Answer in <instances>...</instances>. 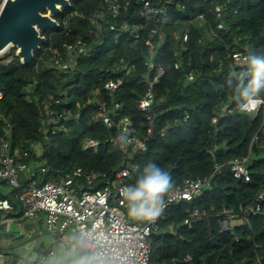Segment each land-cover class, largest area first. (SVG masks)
<instances>
[{"label":"trees","instance_id":"obj_1","mask_svg":"<svg viewBox=\"0 0 264 264\" xmlns=\"http://www.w3.org/2000/svg\"><path fill=\"white\" fill-rule=\"evenodd\" d=\"M105 1L72 2L57 18L59 29L44 33L46 42L28 66L21 65L14 50L0 58V143L9 141L11 154L18 157L27 151L28 157L21 161L30 168L36 162L46 167L48 172L41 177L45 182H57V176L76 168L114 176L123 155L106 140L116 136V130L92 124L97 106L87 99L99 89L110 101L103 85L120 78L121 85L112 95L120 105L118 120L129 118L141 133L153 127L146 150L127 160L137 168L130 169L125 183L134 184L149 163L169 172L175 188L186 179L208 180L200 195L169 205L151 235L150 264H255L257 251L264 254V108L253 115L241 112L226 82L237 71L229 57L232 48L264 55V0H149L164 10L157 23L139 30L137 37L103 27L99 35L103 44L90 57L79 59L76 75L65 81L66 75L51 67L54 53L61 54L64 44L77 39L93 41L90 18ZM130 1L134 7L111 22L142 23L134 17L136 0ZM217 5L223 8L220 19L214 12ZM218 23L223 29H217ZM153 28L163 40L148 71L145 40ZM115 65L120 66L117 71ZM159 71L162 75L151 88L153 105L142 113L138 103L149 88L145 77L149 74L152 80ZM55 100L60 101L57 110L66 109L69 115L58 124L64 129L51 125L44 135L42 110ZM225 106L231 112L222 115ZM85 138L100 145L86 151ZM37 143L40 152L32 147ZM247 156L250 180L245 182L234 178L229 162ZM98 181L102 187L104 180ZM21 190L0 182V200L10 202L13 217L22 216ZM194 210L199 212L196 222L184 224Z\"/></svg>","mask_w":264,"mask_h":264},{"label":"built area","instance_id":"obj_2","mask_svg":"<svg viewBox=\"0 0 264 264\" xmlns=\"http://www.w3.org/2000/svg\"><path fill=\"white\" fill-rule=\"evenodd\" d=\"M136 4H138V7L136 6L134 9V17L141 20L142 23L139 26H133L129 25V20H125L116 25L111 21L117 19L121 13H128L134 6L130 0H106L105 5L96 10L90 18V26L95 34L93 41L88 43L83 39H77L75 42L64 44L61 54L54 53L51 67L66 75L65 81L72 79L78 70V60L90 57L103 44L99 37L103 27L109 31L117 30L119 34L132 32L137 37L139 30L144 29L149 24L157 23L164 11L160 5L153 4L149 0H136ZM222 10L221 5L215 7L214 12L217 19L221 18ZM130 26L133 27L132 31ZM217 29H223L222 23L217 24ZM162 40L163 34L156 28L149 31V37L145 40V46L149 48L150 53L149 62L147 63L148 71L153 68V53ZM182 40L183 42L187 40L186 34L183 35ZM246 55L248 53L237 48L230 50L229 57L237 71L243 67V57ZM4 62L7 63L9 60H4ZM119 67V65H115L114 69L117 71ZM174 67L178 68V65L175 64ZM160 75H162V71H159L158 75L153 77L152 80L149 74L145 77L149 88L138 103V109L142 113L148 112L153 105L154 96L151 88ZM187 78L189 81L193 80L192 75ZM120 85V78L111 79L104 83L103 90L111 98L110 101L105 99L99 89L93 90L87 99L88 104H96L97 106V110L90 118L92 124L100 123L107 130H116V136H111L106 140L113 147H117L123 155L121 167L114 176L107 177L104 175L100 177L93 172L76 168L64 175L57 176V182L43 181L37 184V178L44 180L41 177L43 174H47L48 169L37 162L33 168H30L27 163L21 161V158L26 159L28 157V152L24 151L19 157L11 154L10 142L4 141L0 143V182H5L12 188L22 189L18 195L22 208L21 218L28 221L41 220L44 223L45 232L52 237L54 245H60L61 248L70 246L72 243L70 237L86 234L94 243L101 246V250L106 255H118L125 260V264H150L151 235L158 230L159 222L164 217L169 205L182 200L190 201L200 195L208 180H184L181 186L176 187L175 191L167 196V206L163 214L155 221L138 222L126 216V208L120 196V191L124 186H127L125 180L130 176V169L137 168L127 160L131 158L132 154L146 150L147 142L153 135V127L148 126L141 133L129 118L118 120L117 110L120 105L112 101V95ZM1 99L2 93L0 92ZM58 105H60V101L55 100L42 110L44 135H47L51 125L64 129L63 125L58 124L63 119L65 120L69 113L66 109L57 110ZM261 107L264 108V103H261L259 107L249 113L256 114ZM230 112L231 110L227 106L221 110L222 115ZM188 116L187 111H185L184 120H187ZM147 120L151 124L152 118L150 116H147ZM216 121L217 118L212 120L213 123H216ZM262 124L264 125V117ZM124 131L127 132L128 137L126 147L117 144L119 135ZM99 145L98 141L89 138H85L83 141V149L86 151L96 150ZM32 147L38 152L41 151L40 143L33 144ZM248 160L249 157L247 156L229 162L235 179L244 180L245 182L250 180L247 170ZM98 180H104L102 187L97 186ZM260 197L262 198L263 194ZM12 214L13 208L10 202L7 199H1L0 227L16 220ZM198 216V210H194L184 220V224L190 226L196 222ZM221 225L225 228V220L221 221ZM19 237L23 238L24 235L20 233ZM256 248L259 249L260 247L256 246ZM53 252H56V250L40 252L37 254L36 262L39 264L45 263ZM263 255L259 249L256 253L255 264L261 263ZM3 259L4 255L0 253V260ZM20 264H30V262L21 261Z\"/></svg>","mask_w":264,"mask_h":264},{"label":"clouds","instance_id":"obj_3","mask_svg":"<svg viewBox=\"0 0 264 264\" xmlns=\"http://www.w3.org/2000/svg\"><path fill=\"white\" fill-rule=\"evenodd\" d=\"M227 85L232 89V100L241 112L254 111L264 103V55L249 53L243 57V67L229 74ZM117 144L127 146V132H122ZM175 191L169 172L155 163L147 164L134 184L124 186L120 196L126 216L138 222L155 221L166 208L167 196ZM70 246L53 252L47 264H125L118 255L108 256L101 246L86 234L69 238Z\"/></svg>","mask_w":264,"mask_h":264},{"label":"water","instance_id":"obj_4","mask_svg":"<svg viewBox=\"0 0 264 264\" xmlns=\"http://www.w3.org/2000/svg\"><path fill=\"white\" fill-rule=\"evenodd\" d=\"M74 1L1 0L0 57L14 50L21 65L31 64L46 42L44 33L59 29L57 18L69 10Z\"/></svg>","mask_w":264,"mask_h":264},{"label":"crops","instance_id":"obj_5","mask_svg":"<svg viewBox=\"0 0 264 264\" xmlns=\"http://www.w3.org/2000/svg\"><path fill=\"white\" fill-rule=\"evenodd\" d=\"M14 219L13 223L0 227V253L4 255L0 264H20L21 261L33 264L40 252L61 249L60 245L53 244L52 237L45 232L41 220L28 221L21 217ZM20 233L24 235L23 238L19 237ZM47 260L43 264H47Z\"/></svg>","mask_w":264,"mask_h":264},{"label":"rangeland","instance_id":"obj_6","mask_svg":"<svg viewBox=\"0 0 264 264\" xmlns=\"http://www.w3.org/2000/svg\"><path fill=\"white\" fill-rule=\"evenodd\" d=\"M3 57V56H2ZM1 58V57H0ZM251 115H253V113H251ZM233 223H235L234 221H233ZM44 226V225H43ZM66 236H67V234H65Z\"/></svg>","mask_w":264,"mask_h":264},{"label":"bare ground","instance_id":"obj_7","mask_svg":"<svg viewBox=\"0 0 264 264\" xmlns=\"http://www.w3.org/2000/svg\"><path fill=\"white\" fill-rule=\"evenodd\" d=\"M4 57V56H3Z\"/></svg>","mask_w":264,"mask_h":264}]
</instances>
